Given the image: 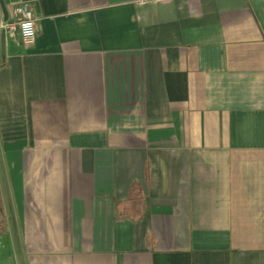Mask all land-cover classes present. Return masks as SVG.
<instances>
[{
	"label": "crops",
	"instance_id": "0c3cea01",
	"mask_svg": "<svg viewBox=\"0 0 264 264\" xmlns=\"http://www.w3.org/2000/svg\"><path fill=\"white\" fill-rule=\"evenodd\" d=\"M2 3L0 264H264V0Z\"/></svg>",
	"mask_w": 264,
	"mask_h": 264
},
{
	"label": "built area",
	"instance_id": "2783aa9c",
	"mask_svg": "<svg viewBox=\"0 0 264 264\" xmlns=\"http://www.w3.org/2000/svg\"><path fill=\"white\" fill-rule=\"evenodd\" d=\"M22 9L23 11H19ZM13 17L15 21L13 23H2L1 27L3 29H10L12 31L17 32L19 38L25 45H30L34 42L37 35V21L33 15L31 7L27 3H21L14 7L13 9ZM31 24V32L32 35L25 36L24 30L22 29L23 24Z\"/></svg>",
	"mask_w": 264,
	"mask_h": 264
},
{
	"label": "rangeland",
	"instance_id": "374dc122",
	"mask_svg": "<svg viewBox=\"0 0 264 264\" xmlns=\"http://www.w3.org/2000/svg\"><path fill=\"white\" fill-rule=\"evenodd\" d=\"M2 179L0 176V209H4V205L6 204V199H5V186L2 184Z\"/></svg>",
	"mask_w": 264,
	"mask_h": 264
},
{
	"label": "clouds",
	"instance_id": "9594fccd",
	"mask_svg": "<svg viewBox=\"0 0 264 264\" xmlns=\"http://www.w3.org/2000/svg\"><path fill=\"white\" fill-rule=\"evenodd\" d=\"M19 11H23V10L20 9ZM21 27L24 30V34H25L26 37L32 35V32H31V24L30 23L23 24Z\"/></svg>",
	"mask_w": 264,
	"mask_h": 264
},
{
	"label": "water",
	"instance_id": "95a60500",
	"mask_svg": "<svg viewBox=\"0 0 264 264\" xmlns=\"http://www.w3.org/2000/svg\"><path fill=\"white\" fill-rule=\"evenodd\" d=\"M0 5H1V8L4 10V5L2 3V0H0Z\"/></svg>",
	"mask_w": 264,
	"mask_h": 264
}]
</instances>
